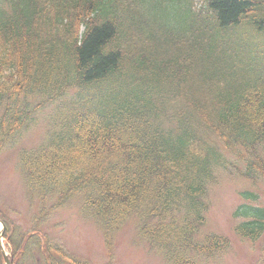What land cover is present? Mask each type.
<instances>
[{"label": "trees", "instance_id": "trees-1", "mask_svg": "<svg viewBox=\"0 0 264 264\" xmlns=\"http://www.w3.org/2000/svg\"><path fill=\"white\" fill-rule=\"evenodd\" d=\"M0 111V153L44 124L26 185L81 199L109 250L133 220L171 264L209 261L231 246L203 233L210 188L264 184V0H0ZM240 195L233 232L259 241L261 195ZM0 219L13 264H87Z\"/></svg>", "mask_w": 264, "mask_h": 264}, {"label": "rangeland", "instance_id": "rangeland-1", "mask_svg": "<svg viewBox=\"0 0 264 264\" xmlns=\"http://www.w3.org/2000/svg\"><path fill=\"white\" fill-rule=\"evenodd\" d=\"M43 132L42 123L24 134L16 147H6L1 151L0 212L7 214L19 228H23V232L38 230L47 234L54 242H60L67 252L81 261H87V264H171L162 252L140 237L135 221L129 220L116 231L110 252L101 225L81 212V199L75 197L65 205L55 207V198L43 201L33 195L18 166V152L35 148ZM245 190H257L264 205V184H254L238 172L223 174L210 188V207L203 233L215 232L228 236L231 246L225 254L209 261L201 260L199 264L260 263L264 238L252 242L242 240L233 232L236 223L233 212L243 202L240 193ZM5 241L9 248L11 243L7 239ZM110 253L112 258L109 257ZM29 261L27 259L26 264Z\"/></svg>", "mask_w": 264, "mask_h": 264}, {"label": "water", "instance_id": "water-1", "mask_svg": "<svg viewBox=\"0 0 264 264\" xmlns=\"http://www.w3.org/2000/svg\"><path fill=\"white\" fill-rule=\"evenodd\" d=\"M2 251H3V254L5 255V259H6V261H7V264H11L10 261L8 260V257H7V255H6V253H5V251L3 250V248H2Z\"/></svg>", "mask_w": 264, "mask_h": 264}]
</instances>
